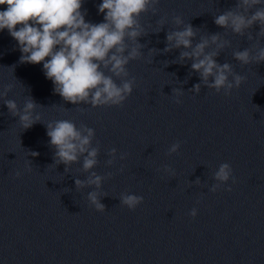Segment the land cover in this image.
<instances>
[{
	"label": "water",
	"instance_id": "95a60500",
	"mask_svg": "<svg viewBox=\"0 0 264 264\" xmlns=\"http://www.w3.org/2000/svg\"><path fill=\"white\" fill-rule=\"evenodd\" d=\"M101 3L84 0L86 22H104ZM235 4L160 0L155 15L144 14L148 35L139 43L146 47L143 59L127 66L136 86L122 107L64 101L54 93L43 64H21L18 42L7 30L0 32V92L11 84L7 99L21 109L29 96L42 106L36 109L42 123L23 130L0 97V264H264V62L242 65L233 57L257 43L264 47V38L256 37L259 25L251 30L255 39L248 40L214 23V16ZM175 16L199 28L194 44L216 33L230 41L217 62L230 63L246 77L231 96L203 85L199 94L191 91L202 82L190 60L166 67L164 61L177 60L183 50L163 53L167 32L177 30ZM161 19L166 23L156 34ZM173 89L184 91L182 103L175 102ZM62 119L95 130L93 147L100 155L94 171L112 174L103 183V213L87 200L94 189H76L75 179L88 175L81 171L82 160L68 172L65 165H54L45 124ZM176 142L180 150L169 156ZM113 148L117 156L109 167ZM122 154L127 159L121 160ZM222 163L231 165L235 183L230 179L213 193V174ZM165 166L174 177L163 171ZM123 193L142 196L144 202L130 210L120 203Z\"/></svg>",
	"mask_w": 264,
	"mask_h": 264
},
{
	"label": "clouds",
	"instance_id": "9594fccd",
	"mask_svg": "<svg viewBox=\"0 0 264 264\" xmlns=\"http://www.w3.org/2000/svg\"><path fill=\"white\" fill-rule=\"evenodd\" d=\"M83 3L84 0H0V6H6L5 10L0 11V32L7 30L18 42L22 53L21 64H43L45 76L54 84V93L64 101L73 105L88 104L93 108L122 107L136 86L135 78H129L127 66L132 61L143 59L142 49L146 47L139 43V38L148 35L141 17L149 12L155 15L160 0H102L98 5L99 13L104 15V22L101 23L86 22ZM173 22L177 30L167 32V46L163 53L183 50L177 60L164 63L167 67L170 63L192 61L191 71L199 74L202 83L196 84L191 91L199 94L203 85L217 94L223 92L225 96H231L233 89L241 87L246 77L237 74L230 63L217 62L220 53L231 46L229 40L216 33L201 36L199 42L194 44L199 28H194L190 23L185 25L180 16H175ZM157 23L159 28L154 32L156 34L163 30L166 20L161 19ZM214 23L248 40L255 39L251 30L259 25L256 37L264 38V0H236L234 7L214 16ZM150 51L155 54L160 50ZM233 57L242 65H259L264 62V47L257 43L255 49L235 51ZM12 89L11 84L5 86L0 97L4 98L3 103L9 114L18 117L23 130L42 123L41 116L36 114L37 107L42 106L29 96L21 109L14 100L7 99ZM173 93L175 102L182 103L179 97L184 95V91L173 89ZM45 125L50 146L55 149L54 165L63 164L66 166L65 172H68L73 164H79L82 160L81 171L88 175L84 180L75 179L76 189H94L88 192L87 200L96 211L105 212L106 205L101 200L107 193L102 188L105 179H111L112 174L105 177L94 171L99 165L100 155V148L93 147L95 130L86 125L78 128L68 119ZM180 147L179 142L172 144L168 155L178 153ZM29 152L33 157L39 155L34 151ZM109 156L112 159L107 164L111 167L115 163L117 150L111 149ZM120 159H127V154L120 155ZM31 170V165H28V171ZM163 171L175 176L171 167L165 166ZM20 176L21 173L17 172L16 178ZM213 178L217 181L210 188L213 193L230 179L235 183L229 163L219 165ZM195 183L200 185L201 182L197 179ZM70 191L64 189L65 193ZM227 191L231 192L232 189L229 187ZM119 200L133 211L144 202L142 196L128 193L121 194ZM197 214L195 208L190 212L193 219Z\"/></svg>",
	"mask_w": 264,
	"mask_h": 264
}]
</instances>
